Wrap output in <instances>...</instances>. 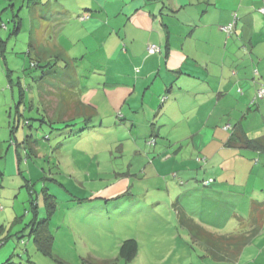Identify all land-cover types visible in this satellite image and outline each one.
<instances>
[{
  "label": "crops",
  "instance_id": "0c3cea01",
  "mask_svg": "<svg viewBox=\"0 0 264 264\" xmlns=\"http://www.w3.org/2000/svg\"><path fill=\"white\" fill-rule=\"evenodd\" d=\"M41 1L47 10L57 12L44 22L35 18L36 8L33 12V4H28L33 13L29 17L32 49L59 55L55 58L67 68L79 58L101 62L114 57L121 67L118 78L110 82L106 74L102 88L130 93L129 111L121 124L128 129L134 125L140 138L160 137L159 147L149 155L150 163L135 149L129 151L136 159L119 176L126 186L99 192L87 203L104 201L115 206L114 200L128 190L142 189V181L180 202L178 187L187 186L182 210L207 232L223 235L232 227L242 232L254 227L258 235L249 243L264 235V171L260 170L264 152L228 144L233 133L239 132L242 140L264 136V100H257L260 87L255 84L256 78L264 84V0ZM234 21V32L228 36L221 28ZM32 22L42 27L41 45L32 39ZM80 39L88 40V45L77 46ZM112 44L117 50L109 48ZM152 45L162 52L148 55ZM73 47L80 49L79 56ZM163 97H168L164 103ZM127 114H133L132 121ZM7 158L5 170L0 171V200L20 169L15 167L13 153ZM198 158L206 160L199 163ZM29 166L30 175L43 173ZM59 166L55 170L61 173ZM209 174L216 176V182L205 188L201 183ZM158 201L162 205L165 198L160 196ZM13 221L8 218L1 225L12 226ZM20 231L21 225L10 230ZM238 249H229V258V252Z\"/></svg>",
  "mask_w": 264,
  "mask_h": 264
},
{
  "label": "rangeland",
  "instance_id": "374dc122",
  "mask_svg": "<svg viewBox=\"0 0 264 264\" xmlns=\"http://www.w3.org/2000/svg\"><path fill=\"white\" fill-rule=\"evenodd\" d=\"M18 1L0 0V171L5 170L7 154L11 155V153L14 156L15 167L19 168L20 161L16 150L19 151H17L18 154L21 153V150L19 146H15V143L9 140L13 138L9 127L11 114L17 115L15 110L17 104L18 109L20 108L26 116H29L26 118L38 117L36 111L39 109L40 89L46 93L47 102L55 109L50 108L49 114L54 117V120L65 121L74 119L79 115V111L76 110L73 115L64 104L56 108L55 99L49 95L48 89L53 87V91H56L62 84L64 86L73 81L78 87H84L86 102L95 105L105 123L112 125L106 131L103 130L109 134H116L115 124L122 123L120 117L129 111L126 100L130 93L109 86L102 88L104 79H107L106 74L110 76L108 78L110 82L114 80V76L118 78L121 67H118L114 62V57L111 56V60L105 58V61L101 62L83 61L79 58L78 62H74V66L70 67L68 64L66 70L61 69L60 65L54 70L48 69V67L42 68V66L59 55L54 53L42 55L44 50L39 53L37 50L31 49L34 54L28 56L26 54L30 40L28 4L33 0H24L26 6L22 9L19 5L22 3L23 7V1ZM15 3H18L16 7ZM14 9H16V13L22 14L24 24L23 31L18 35L11 36L10 33L14 29L13 17L16 15H14ZM33 9L35 10V6ZM32 30V39L41 45L42 27L37 26L36 22H32ZM56 30L57 28L52 30L51 36L55 35ZM77 42L79 47L88 45L86 39H80ZM109 48L113 51L117 50L114 44L109 45ZM79 50V48L73 47L77 56H79ZM35 62L43 64L41 67L32 68V63ZM84 75L88 76L84 78ZM261 81L256 78L255 84L260 87L263 85ZM10 86H14V98ZM19 86L24 89L23 96L18 91L17 87ZM14 102L16 104L11 108ZM25 103L34 104V107L23 110ZM19 120L22 126L24 119L20 117ZM96 132L89 134V137L83 140L79 138L67 140L64 146L59 147L60 149L51 148L52 154L48 153L47 155L55 156L53 162L56 160L61 165V173L53 169L56 166L52 165L53 174L49 172V174L45 172L40 175L24 173V176L29 179L28 182L33 183L34 189L38 191L40 178L43 177L56 178L65 186H70L73 189L69 188L72 193H66L62 189V192L56 196L60 204L70 201L72 197L88 198L91 201L95 197L94 195L99 192L107 194L110 190L126 186L128 183L121 181L119 176L123 171H126L130 162L136 159L132 152L129 153L133 143L129 139H124V148L127 153L122 154L117 149V145L112 144L113 137L108 139L100 132ZM18 141L22 142L21 137H18ZM261 160L264 162V157H261ZM37 162L39 161L37 160ZM27 166L28 164L24 161L20 169L24 170ZM35 166L43 172L40 167ZM260 170L264 171V168H260ZM163 173L169 174V171H163ZM14 179L17 181H13V183L21 192L20 196L15 197V202L17 209L21 208L19 211L22 216L26 210H29V196L25 189H20L25 182L23 178L21 179L19 172L14 174ZM166 181H170V177H167ZM183 181L185 184L186 180L183 179ZM174 183L179 185L178 182L174 181ZM139 185L140 182H137V186ZM141 187L142 189H134V191L126 190L128 193L114 200L115 206L113 204L106 205L104 201L100 204L90 202L88 205L93 204L94 207L88 213L86 206L82 209L74 206L73 210L64 206L63 210L57 211L53 222L59 225L56 229L58 235L51 255H44L37 251L33 242L27 239L28 237H24L26 246H23L18 245L16 241L17 233H2L0 235V264H5L12 257L14 258L13 264H210L207 262L208 258L205 257L207 253L205 245L202 243L208 239L201 236L199 240L202 242L194 240L193 234L196 233L187 231L180 224L176 215V208L181 210L183 202L187 201L186 193L182 192L188 187H178V194L181 193L180 198H182L180 202L177 197H170L166 192L154 190L153 183H149V181H142ZM2 191L4 193V190ZM160 196L165 198L162 205H159L158 201ZM132 198H135L133 203ZM192 202L198 203L193 200ZM208 204L211 205L212 202L208 201ZM10 211L11 209H7V212ZM0 216L6 222V215L1 210ZM27 220H31V215ZM10 227L11 225L8 224L6 229L8 230ZM52 229L56 233L54 226ZM222 233L240 234L239 236H241V233L244 232L241 228L232 227L231 230L222 231ZM128 239H134L139 244L137 257L129 263L122 261L119 256L122 243ZM249 242L241 250L239 246L238 250L230 251L231 261L226 264H264V235L260 238L257 237L252 243ZM236 253H239L238 257ZM28 258L31 263L28 262Z\"/></svg>",
  "mask_w": 264,
  "mask_h": 264
},
{
  "label": "trees",
  "instance_id": "16d2710c",
  "mask_svg": "<svg viewBox=\"0 0 264 264\" xmlns=\"http://www.w3.org/2000/svg\"><path fill=\"white\" fill-rule=\"evenodd\" d=\"M20 2V0L18 1ZM18 3H15V7ZM31 4V3H30ZM33 6L36 8L33 12H35V18H38L42 21H46L47 19L51 20L53 16L56 14L57 10H47L45 2H42L41 0H33L32 2ZM35 4V5H34ZM20 8H24L22 3L19 5ZM29 7V6H28ZM16 9L13 10L14 17H13V23H14V29L13 32L10 33L11 36L18 35L19 32L23 31L22 26L24 24V19L22 14H19L20 12L16 13ZM29 17L32 13L29 9ZM33 14V13H32ZM1 17V16H0ZM48 17V18H47ZM1 21V18H0ZM44 21V22H45ZM30 23V22H29ZM30 26V25H29ZM226 26V25H223ZM222 26V27H223ZM5 27V26H4ZM29 32H31V26L29 28ZM230 36L231 34H226ZM30 37V35H29ZM2 45H4V42H2ZM34 46L31 45L30 40L28 42V51L26 54L28 56H31L32 48ZM158 47V46H157ZM4 49V48H3ZM2 49V50H3ZM32 49V50H31ZM159 50L162 52V48L158 47ZM150 55V54H148ZM4 56V53H3ZM151 56V55H150ZM41 64L39 62L32 63V68L41 67ZM58 65L64 67L61 69L66 70V64L62 61H60L58 58H54L48 62H46L42 68L48 69H57ZM44 74L46 72L44 71ZM88 75H84V78ZM62 84V83H61ZM12 91V97L14 98V86L9 87ZM18 91L23 96L24 89L22 86L17 87ZM97 88V87H95ZM50 92L49 95H51L55 99L56 108L59 105L64 104V106L70 110L71 114L75 115L76 110L79 111V115L76 116L74 119L69 120H53L52 117L49 118V110L50 108L54 109L53 106H51L47 102V96L46 93L43 92L40 89L39 94V109L36 111L38 113V117L34 118H26L29 116L25 115V112H22L18 109L17 104L14 102L11 105V108H13L16 104V114H11V124H10V134H12V142L15 143V146H19L21 153L18 154V150H16L17 156L19 157V168L23 165V162L28 164L27 168L24 170L19 169V174L21 179L24 180V185L20 189H25L29 196V210H26L24 215L20 216V209H17L16 206V200L15 197L20 196L21 192L18 189V187L13 183V180L10 181V186L8 187L9 191L5 193V195L0 200V210L3 214H5L6 222H8V218L11 217V219H14L12 226L7 230L6 225H1L2 218L0 219V235L2 233H11L10 230L16 226L21 225L22 231L17 232L16 234V241L18 245L26 246V241L24 240V237H28L27 239L29 241H32L36 250L44 255H51L54 251V246L56 242L57 232L53 231L52 227L54 226V230L58 228V224H55L53 222V218L55 214H57V211L63 210V207H67L70 210H73L74 206H77L78 208H81L86 206L87 213L92 209V206L88 205V198H75L72 197L70 201L64 202V204H60V202L57 199L58 193L62 192V189L65 190V192L72 193V188L68 185H64L60 183L56 178H49V177H43L40 178V189L35 190L33 183H29L24 173L29 174V165H37L43 170V173L49 172L52 173V165L56 166L53 169H56L59 166V163L53 162V159L55 156H48V153H51L50 149L56 148L60 149L59 147L64 146L67 140L70 139H77L80 140L89 137V134H94L100 132L102 136H105V138L110 139L111 137L114 138L115 146L117 145V149H119V152L122 153L124 148V139L130 140L133 143V150L135 149V152L139 153L140 156L146 161V163H150L152 160L149 158V155H151V152H155L157 148L160 145V137L157 139L156 137L143 139L137 136L136 134V127L133 125L130 128H125L123 124H115L116 128V134H109L103 132V130H107L112 127V125H108L105 123L104 118L98 113V110L95 106H93L90 103L85 102L84 97V87H78L75 82L66 83L64 86L62 84L61 87H59L58 90L53 91L52 89H48ZM12 98V99H13ZM168 97H163L162 103H164L167 100ZM259 101H263L264 99H258ZM30 107H34V104H24L23 110H29ZM32 110V108H31ZM55 110V109H54ZM20 112V115L18 113ZM55 112V111H54ZM48 114V115H47ZM133 115V114H132ZM132 115L127 114V117H129L130 121H132ZM20 117L24 119L23 125H20ZM125 114L120 117L121 121L124 120ZM19 121V122H18ZM119 127V129H118ZM225 130H228V127L224 128ZM22 132V133H20ZM24 132V133H23ZM21 135V139L24 140L23 142L18 141V135ZM24 136H23V135ZM99 134V135H100ZM238 133L231 134L230 142L228 143L230 147H235L238 145H243L245 148H251L254 150L262 151L264 152V136L256 138V139H248L244 136L243 140L239 137ZM17 139V140H16ZM159 140V141H158ZM131 148V149H132ZM55 149V150H56ZM137 149V150H136ZM18 151V152H17ZM54 151V150H53ZM47 152V154H46ZM55 152V151H54ZM43 155V158H39V155ZM52 154V153H51ZM126 154V153H123ZM147 157V158H146ZM39 161L36 163V161ZM198 158L197 161H205ZM55 163V164H54ZM204 163V162H203ZM48 173V174H49ZM30 177V176H29ZM31 180V179H30ZM216 182V176L214 174H209L208 177L205 180H202V186L207 188L211 187ZM181 184H183L180 181ZM72 189V190H69ZM43 200V202H42ZM77 203V204H76ZM81 205V206H80ZM41 208V209H40ZM7 209H11L10 212H7ZM12 213V214H11ZM31 215V220H27L29 216ZM176 215L178 216V220L180 224L187 229V231L195 232L196 234H193L194 240H199V237L205 236L208 241H205V249L208 255L206 254L205 257L208 258L207 262L210 264H226L229 263L231 260L228 256V250L239 247L240 250L243 246H245L252 238H255L258 233H256V229L252 227L249 229V231H244V233H241V236L234 235V234H223V235H216L213 233H209L206 231V229L199 225V223H196V221L192 218L191 213H188L186 210L183 211L182 209L176 208ZM255 221L252 220V224H254ZM57 231V230H56ZM204 237V238H205ZM9 238V237H6ZM219 245H222L220 247ZM239 250V252H240ZM139 251V244L134 239H128L125 240L119 250V256L122 261L124 262H132L138 255ZM27 253L29 251L26 250ZM16 257V256H15ZM21 257V256H20ZM22 258V257H21ZM5 264H13L14 258H9ZM28 262L31 263V261L28 258Z\"/></svg>",
  "mask_w": 264,
  "mask_h": 264
},
{
  "label": "built area",
  "instance_id": "2783aa9c",
  "mask_svg": "<svg viewBox=\"0 0 264 264\" xmlns=\"http://www.w3.org/2000/svg\"><path fill=\"white\" fill-rule=\"evenodd\" d=\"M235 26V21L222 27V31L226 34H231ZM150 55H154L155 53L160 52L158 47L156 46H151L148 50ZM258 99H264V84L260 86L259 90L257 91V97Z\"/></svg>",
  "mask_w": 264,
  "mask_h": 264
},
{
  "label": "clouds",
  "instance_id": "9594fccd",
  "mask_svg": "<svg viewBox=\"0 0 264 264\" xmlns=\"http://www.w3.org/2000/svg\"><path fill=\"white\" fill-rule=\"evenodd\" d=\"M231 23H232V22H231ZM229 24H230V23H229ZM235 24H236V22H235ZM227 25H228V24H227ZM223 27H224V26H223ZM221 29H222V28H221ZM233 32H234V29H233L232 33H233ZM232 33H231V34H232ZM225 34H226V33H225ZM152 46H156V45H152ZM150 47H151V46H150ZM150 47H149V48H150ZM156 47H157V46H156ZM148 50H149V49H148ZM160 52H161V50H160ZM160 52H158V53H156V54H154V55H157V54H159ZM148 54H149V52H148Z\"/></svg>",
  "mask_w": 264,
  "mask_h": 264
}]
</instances>
